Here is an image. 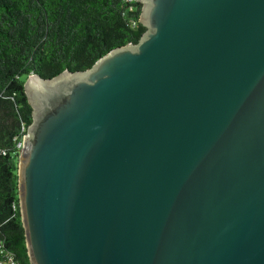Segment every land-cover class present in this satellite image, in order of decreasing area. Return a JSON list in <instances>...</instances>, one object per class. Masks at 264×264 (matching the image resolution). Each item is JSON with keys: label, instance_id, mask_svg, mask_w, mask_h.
<instances>
[{"label": "water", "instance_id": "water-1", "mask_svg": "<svg viewBox=\"0 0 264 264\" xmlns=\"http://www.w3.org/2000/svg\"><path fill=\"white\" fill-rule=\"evenodd\" d=\"M144 31L23 89L31 264H264V0H136Z\"/></svg>", "mask_w": 264, "mask_h": 264}, {"label": "trees", "instance_id": "trees-1", "mask_svg": "<svg viewBox=\"0 0 264 264\" xmlns=\"http://www.w3.org/2000/svg\"><path fill=\"white\" fill-rule=\"evenodd\" d=\"M136 0H0V261L31 264L21 222L19 142L31 121L27 77L83 71L144 31Z\"/></svg>", "mask_w": 264, "mask_h": 264}, {"label": "built area", "instance_id": "built-area-1", "mask_svg": "<svg viewBox=\"0 0 264 264\" xmlns=\"http://www.w3.org/2000/svg\"><path fill=\"white\" fill-rule=\"evenodd\" d=\"M0 264H17V262L13 258L7 257L4 261H0Z\"/></svg>", "mask_w": 264, "mask_h": 264}]
</instances>
